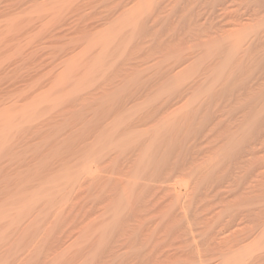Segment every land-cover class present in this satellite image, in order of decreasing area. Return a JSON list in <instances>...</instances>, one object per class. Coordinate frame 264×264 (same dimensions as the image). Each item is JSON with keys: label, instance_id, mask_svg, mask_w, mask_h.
Returning a JSON list of instances; mask_svg holds the SVG:
<instances>
[{"label": "rangeland", "instance_id": "rangeland-1", "mask_svg": "<svg viewBox=\"0 0 264 264\" xmlns=\"http://www.w3.org/2000/svg\"><path fill=\"white\" fill-rule=\"evenodd\" d=\"M0 264H264V0H0Z\"/></svg>", "mask_w": 264, "mask_h": 264}, {"label": "bare ground", "instance_id": "bare-ground-1", "mask_svg": "<svg viewBox=\"0 0 264 264\" xmlns=\"http://www.w3.org/2000/svg\"><path fill=\"white\" fill-rule=\"evenodd\" d=\"M105 42H106V41H105ZM106 43H107V42H106ZM51 101H52V100H51ZM165 105H167V104H165ZM54 106H55V105H54ZM169 106H170V104H169ZM166 107H167V106H166ZM158 108H159V107H158ZM160 108H161V107H160ZM168 108H169V107H168ZM156 109H157V108H156ZM159 110H162V109H159ZM168 111H169V110H168ZM148 113H149V112H148ZM152 114H154V113H152ZM146 115H147V114H146ZM148 115H151V114H148ZM113 116H114V115H113ZM153 116H154V115H153ZM151 117H152V116H151ZM156 117H157V116H156ZM142 118H143V117H141L140 119H142ZM145 118H146V117H144V119H145ZM148 118H150V116H149ZM157 118H158V117H157ZM108 119H109V118H108ZM112 119H113V118H112ZM140 119H139V120H140ZM146 119H147V118H146ZM152 119H153V118H152ZM152 119H151V120H152ZM109 120H110V119H109ZM119 120H120V118H119ZM121 120H122V119H121ZM121 120H120V121H121ZM153 120H154V119H153ZM144 121H145V120H144ZM144 121H142V122L144 123ZM158 121H159V120H158ZM158 121H157V122H158ZM140 122H141V120H140ZM108 123H109V122H108ZM147 123H148V121H147ZM153 123H154V122H153ZM158 123H159V122H158ZM113 124H114V123H113ZM150 124H151V123H150ZM122 126H123V125H122ZM124 126H125V125H124ZM126 126H127V125H126ZM150 126H151V125H150ZM152 126H153V125H152ZM113 127H114V126H113ZM119 127L121 128V126H119ZM128 127H129V125H128ZM117 129H118V128H117ZM122 129H123V128H122ZM125 129H126V128H125ZM125 129H124V130H125ZM117 131H118V130H117ZM114 132H115V131H114ZM129 132H130V131H129ZM157 132H158V131H157ZM130 133H131V132H130ZM144 134H147V133H144ZM151 136H152V135H151ZM146 137H147V136H146ZM146 137H145V138H146ZM152 138H153V137H152ZM153 140H154V139H153ZM143 141H144V139H143ZM148 141H149V140H148ZM151 142H153V141H151ZM127 144H128V143H127ZM110 145H111V144H110ZM138 145H142V143H141V144H138ZM138 145H137V147H139ZM149 145H150V144H149ZM149 145H148V147H149ZM126 146H127V145H126ZM128 146H129V144H128ZM131 147H132V146H131ZM131 147H130V148H131ZM134 147H135V146H134ZM137 147H136V148H137ZM151 148H152V147H151ZM143 149H144V147H143ZM134 150H135V149H134ZM136 150H137V149H136ZM139 150H140V148H139ZM140 151H141V150H140ZM111 159H112V158H111ZM108 160H109V159H108ZM132 162H133V161H132ZM128 165H129V164H128ZM132 165H133V164H132ZM133 166H134V165H133ZM131 167H132V166H131ZM129 168H130V166H129ZM87 169H88V171L90 170L89 168H87ZM88 171H87V173H88ZM91 171H92V169H91ZM131 171H132V170H131ZM93 173H94V172L92 171V174H93ZM87 175H88V174H87ZM131 178H132V177H131ZM128 179H129V178H128ZM115 180H116V179H115ZM115 180H114V181H115ZM124 180H125V179H124ZM124 180H123V181H124ZM126 180H127V179H126ZM121 181H122V180H121ZM110 182H111V181H110ZM115 182H116V181H115ZM128 182H129V180H128ZM116 183H117V182H116ZM112 184H113V183H112ZM123 184H124V183H123ZM110 185H111V184H110ZM118 185H119V184H118ZM110 188H111V187H110ZM112 189H113V188H112ZM173 189H176V187L173 188ZM164 190H165V188H164ZM185 191H186V190H185ZM174 192H176V190H175ZM178 192H180V191H178ZM184 193H185V192H184ZM179 194H180V193H179ZM174 195H175V194H174ZM176 195H178V193H176ZM179 196H180V195H179ZM175 197H176V196H175ZM177 197H178V196H177ZM180 197H181V196H180ZM261 231H262V230H261ZM256 240H257V239H256ZM236 245H237V244H236ZM239 245H240V244H239ZM233 246H234V245H233ZM233 248H234V247H233ZM237 248H238V247H237ZM197 250H198V249H197ZM232 250H233V249H232ZM198 251H199V250H198ZM196 253H197V252H196ZM234 253H235V252H234ZM229 254H230V253H229ZM199 257H200V256H199ZM236 258H237V256H236ZM197 260H199V259H197ZM243 261H244V260H243ZM250 261H251V260H250ZM228 262H229V261H228ZM238 263H239V262H238Z\"/></svg>", "mask_w": 264, "mask_h": 264}]
</instances>
